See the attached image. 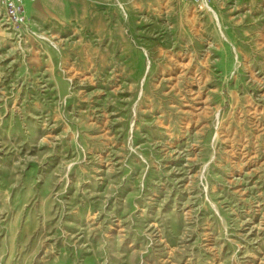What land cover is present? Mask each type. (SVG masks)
Listing matches in <instances>:
<instances>
[{
    "label": "rangeland",
    "instance_id": "1",
    "mask_svg": "<svg viewBox=\"0 0 264 264\" xmlns=\"http://www.w3.org/2000/svg\"><path fill=\"white\" fill-rule=\"evenodd\" d=\"M210 1L0 13V264H264V0Z\"/></svg>",
    "mask_w": 264,
    "mask_h": 264
},
{
    "label": "crops",
    "instance_id": "2",
    "mask_svg": "<svg viewBox=\"0 0 264 264\" xmlns=\"http://www.w3.org/2000/svg\"><path fill=\"white\" fill-rule=\"evenodd\" d=\"M160 1L162 2L163 0H24V8L28 16L38 12H49L55 16V19L73 20L84 17L103 18L109 9H134L144 7L145 3L152 2L155 4V2L158 3ZM211 1L215 3L225 0ZM258 1L260 0H229L230 3L232 2L230 6L239 9L250 7ZM174 2L176 1L174 0Z\"/></svg>",
    "mask_w": 264,
    "mask_h": 264
},
{
    "label": "built area",
    "instance_id": "3",
    "mask_svg": "<svg viewBox=\"0 0 264 264\" xmlns=\"http://www.w3.org/2000/svg\"><path fill=\"white\" fill-rule=\"evenodd\" d=\"M193 10H200L203 0H175ZM0 13L4 23L11 31L18 36L26 30V16L24 0H0Z\"/></svg>",
    "mask_w": 264,
    "mask_h": 264
},
{
    "label": "bare ground",
    "instance_id": "4",
    "mask_svg": "<svg viewBox=\"0 0 264 264\" xmlns=\"http://www.w3.org/2000/svg\"><path fill=\"white\" fill-rule=\"evenodd\" d=\"M205 1V0H204Z\"/></svg>",
    "mask_w": 264,
    "mask_h": 264
}]
</instances>
